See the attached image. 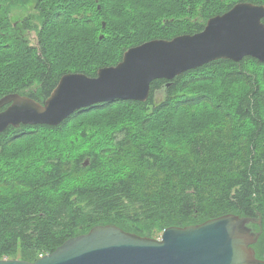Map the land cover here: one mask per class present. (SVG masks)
<instances>
[{
	"label": "trees",
	"instance_id": "16d2710c",
	"mask_svg": "<svg viewBox=\"0 0 264 264\" xmlns=\"http://www.w3.org/2000/svg\"><path fill=\"white\" fill-rule=\"evenodd\" d=\"M241 1L264 5L9 0L24 16L12 22L0 5V97L16 92L42 102L61 75L93 77L127 48L180 29L199 32ZM30 29L37 45L27 40ZM225 213L260 217L248 225L261 231L252 248L264 260V63L254 58L153 80L144 102L99 103L57 126L0 133V259L32 262L96 225L156 238Z\"/></svg>",
	"mask_w": 264,
	"mask_h": 264
},
{
	"label": "water",
	"instance_id": "95a60500",
	"mask_svg": "<svg viewBox=\"0 0 264 264\" xmlns=\"http://www.w3.org/2000/svg\"><path fill=\"white\" fill-rule=\"evenodd\" d=\"M263 17V4L238 2L208 18L199 32L127 48L119 62L98 68L93 77L61 75L42 102L16 92L5 94L0 97V133L21 124L57 126L75 111L99 103L144 102L153 80H171L213 60L251 57L264 63ZM249 223L260 225L261 219L225 213L196 225L167 227L160 238L96 225L32 262L3 258L0 264H259L264 260L255 257L252 245L261 231H252Z\"/></svg>",
	"mask_w": 264,
	"mask_h": 264
},
{
	"label": "rangeland",
	"instance_id": "374dc122",
	"mask_svg": "<svg viewBox=\"0 0 264 264\" xmlns=\"http://www.w3.org/2000/svg\"><path fill=\"white\" fill-rule=\"evenodd\" d=\"M25 10V9H24ZM9 13H11V19H12V22H14V21H19L20 19H21V17L22 16H24V14L23 13H21V11H17L16 9H11V10H9ZM34 23H36V21L34 20L33 21V24ZM178 31H185V29H180V30H178ZM182 33V32H181ZM25 34L27 35L26 37H27V40H28V42H29V44H31V45H37V35H36V31L35 30H33V29H30V30H27V31H25ZM162 233V232H161ZM161 233H159L157 236H156V238H160V236H161Z\"/></svg>",
	"mask_w": 264,
	"mask_h": 264
},
{
	"label": "flooded vegetation",
	"instance_id": "af4514ba",
	"mask_svg": "<svg viewBox=\"0 0 264 264\" xmlns=\"http://www.w3.org/2000/svg\"><path fill=\"white\" fill-rule=\"evenodd\" d=\"M196 1H199V0H196ZM241 2H244V1H241ZM0 5L3 6V8H4V9H7V10L13 8V5H10L9 0H3V2L0 3ZM197 10H198V13H199V15H200V12H199L200 9H197V8H196V13H197ZM186 18H187V19H190V21L192 22V24H193L194 20L197 19V17H193V18H192V17H190V16H187ZM192 24H191V25H192ZM12 25L15 26L16 23H12ZM193 33H195V32H193ZM193 33H189V32L187 33L186 31H183L182 33H179V34H193ZM179 34H178V35H179ZM175 36H176V35H175ZM173 37H174V36H173ZM248 226H249V225H248ZM249 227H250L251 230H252V227H251V226H249ZM252 231H253V230H252Z\"/></svg>",
	"mask_w": 264,
	"mask_h": 264
}]
</instances>
